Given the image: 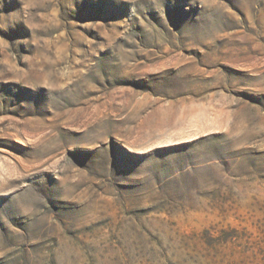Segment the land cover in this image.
I'll list each match as a JSON object with an SVG mask.
<instances>
[{"label": "rangeland", "instance_id": "1", "mask_svg": "<svg viewBox=\"0 0 264 264\" xmlns=\"http://www.w3.org/2000/svg\"><path fill=\"white\" fill-rule=\"evenodd\" d=\"M0 264H264V0H0Z\"/></svg>", "mask_w": 264, "mask_h": 264}]
</instances>
